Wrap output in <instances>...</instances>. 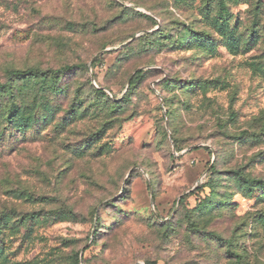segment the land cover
<instances>
[{
	"label": "rangeland",
	"instance_id": "1",
	"mask_svg": "<svg viewBox=\"0 0 264 264\" xmlns=\"http://www.w3.org/2000/svg\"><path fill=\"white\" fill-rule=\"evenodd\" d=\"M9 79L0 264H264V0H0Z\"/></svg>",
	"mask_w": 264,
	"mask_h": 264
},
{
	"label": "trees",
	"instance_id": "2",
	"mask_svg": "<svg viewBox=\"0 0 264 264\" xmlns=\"http://www.w3.org/2000/svg\"><path fill=\"white\" fill-rule=\"evenodd\" d=\"M145 16H147V17L150 18L154 23H156V20H154V19H153L152 17H150L149 15H146V14H145ZM76 67H78V65H65V66L61 67L60 69H58L57 72H64V71L72 70V69H74V68H76ZM38 71H40L39 68H36V69H34V68H29V69H26V70H12V71H10L8 74H9L10 78H12L13 76H15L16 78H19V77H24V78H26V77H28V76H37ZM139 75H140V74H139ZM139 75H137L134 79L132 78V80H131L132 85L134 84L136 78H139V77H140ZM10 81H11V79H9V80H8L6 83H4V84L1 83V81H0V87H1V88H7L8 85H10ZM148 264H155V263H151V262H149Z\"/></svg>",
	"mask_w": 264,
	"mask_h": 264
},
{
	"label": "water",
	"instance_id": "3",
	"mask_svg": "<svg viewBox=\"0 0 264 264\" xmlns=\"http://www.w3.org/2000/svg\"><path fill=\"white\" fill-rule=\"evenodd\" d=\"M132 79V78H131ZM92 80H94V76H92ZM129 84H130V82H129ZM151 185V184H150ZM154 201V199H152V202Z\"/></svg>",
	"mask_w": 264,
	"mask_h": 264
}]
</instances>
